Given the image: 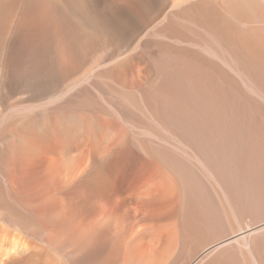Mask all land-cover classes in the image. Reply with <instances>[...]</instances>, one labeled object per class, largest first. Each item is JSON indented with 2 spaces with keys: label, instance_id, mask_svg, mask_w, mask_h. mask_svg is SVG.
I'll use <instances>...</instances> for the list:
<instances>
[{
  "label": "bare ground",
  "instance_id": "1",
  "mask_svg": "<svg viewBox=\"0 0 264 264\" xmlns=\"http://www.w3.org/2000/svg\"><path fill=\"white\" fill-rule=\"evenodd\" d=\"M227 65L264 99V0H0V264H201L262 232L264 108Z\"/></svg>",
  "mask_w": 264,
  "mask_h": 264
},
{
  "label": "rangeland",
  "instance_id": "2",
  "mask_svg": "<svg viewBox=\"0 0 264 264\" xmlns=\"http://www.w3.org/2000/svg\"><path fill=\"white\" fill-rule=\"evenodd\" d=\"M224 68L237 82H239V85L242 88V90L248 93L254 100L259 101L261 103V107L264 108V99L257 98V96L251 92L248 84L245 82L243 77H241L240 74L237 73L233 69V67L230 65L224 66ZM240 107L241 108L239 109V111L242 114L241 117L243 118L245 116L246 117L249 116L248 118H250V114H247L248 109L246 110L245 107L242 105H240ZM229 109L230 107H227V110ZM262 123L264 126V122ZM249 131L250 130H247L245 128L243 129V132H242V136H244L242 138V141L244 140V142H242L243 148L241 149L242 156H243L242 159L244 160L245 151L250 148L248 147V145L254 142L255 143L253 145L255 146V148H257L256 152L258 153V157L256 160V168L254 166H245L242 168V177H241L242 189L245 191V187H247L248 192L250 189L255 190V196L253 198L255 206L254 208L252 207V210L250 209L249 213L246 214V216H243L242 224L240 227H244V228H247V226L249 228V226L252 223L256 222V220L252 218L254 213H256V211L253 212V209L257 208L259 212L256 213V215L260 213L261 217L264 218V212H263L264 210V155L261 154V152H264V132H260L261 133L260 134L256 131L255 135L254 134L252 135L249 133ZM252 139L254 142L251 141ZM198 172H199L198 174L201 173L200 175H202L201 168H198ZM198 177L200 176L198 175ZM241 200H242L243 205H247V206L249 205V201L247 200L245 193L241 194ZM251 211L253 213H250ZM248 239L249 240H245L246 242L241 241V242L233 243L231 246H229V248L224 249V250L223 249L214 250L211 253V255L208 258H206V260H204L201 264H207L210 261V259L216 256L217 257L221 256L219 260L220 262L218 264H264V230H262V232L260 231L258 235L256 234V235L250 236ZM245 243L246 244L248 243V244L246 245Z\"/></svg>",
  "mask_w": 264,
  "mask_h": 264
}]
</instances>
